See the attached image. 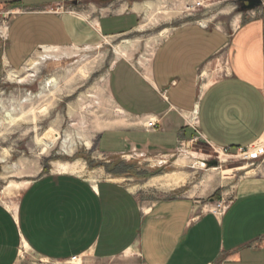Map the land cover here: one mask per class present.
<instances>
[{"label":"crops","instance_id":"0c3cea01","mask_svg":"<svg viewBox=\"0 0 264 264\" xmlns=\"http://www.w3.org/2000/svg\"><path fill=\"white\" fill-rule=\"evenodd\" d=\"M144 7L139 0H0V12L12 13L0 60L19 71L44 47L128 36L139 30ZM107 91L130 122L99 137L108 164L169 162L199 135L232 153L264 148V16L248 11L226 30L180 25L151 59L119 58ZM247 166L254 174L236 171L243 174L222 217L209 212L216 200L144 203L122 177L43 175L16 202H0V264H264V158Z\"/></svg>","mask_w":264,"mask_h":264},{"label":"rangeland","instance_id":"374dc122","mask_svg":"<svg viewBox=\"0 0 264 264\" xmlns=\"http://www.w3.org/2000/svg\"><path fill=\"white\" fill-rule=\"evenodd\" d=\"M139 1L149 8L144 7L141 26L133 34L84 47L54 48L55 52L40 49L19 71L0 60V202H16L29 182L57 171L89 180L122 177L144 203L186 196L203 198L201 201L209 204L222 195L233 196L243 174L236 171H249L247 165L257 162L220 158L202 140L181 144L169 162L157 158L126 163L117 159L108 164L110 160L99 153L97 144L102 133L130 124L107 91L111 67L119 58L147 61L180 25L202 21L232 29L248 12L242 0ZM198 3L202 6L197 7ZM67 9L75 10L72 6ZM76 11L83 13L86 9ZM250 15L264 16V6L250 11ZM10 19L0 16V27ZM48 80H55L58 86L43 90L41 99L25 101L40 93ZM214 160L218 167L208 165ZM198 162L205 165L203 170L192 169ZM62 166L67 170H56Z\"/></svg>","mask_w":264,"mask_h":264},{"label":"built area","instance_id":"2783aa9c","mask_svg":"<svg viewBox=\"0 0 264 264\" xmlns=\"http://www.w3.org/2000/svg\"><path fill=\"white\" fill-rule=\"evenodd\" d=\"M263 6H264V0ZM202 4L198 3L197 7H201ZM0 16H3L4 18L7 16H12L11 11H2L0 12ZM8 24H3L0 27V45L5 46L7 40H8ZM36 79V78H35ZM192 127L198 132V121H197V115H195L192 120ZM150 126H154V122L150 124ZM201 135L199 137L195 138L194 140H191L189 142H186L184 144H193L197 142L198 140H201ZM214 148V147H213ZM214 150L220 155V158H227V159H239L242 161H246L249 163H255L258 161L263 155H264V148H246V149H239L236 153H232L230 149L224 148V149H217L214 148ZM220 161L223 159H219ZM233 198L232 196H224L222 195L221 198L218 201H215L212 208L210 209V213L213 214L216 217H222L230 208L232 205ZM71 264H79V260L77 258H73L70 262Z\"/></svg>","mask_w":264,"mask_h":264},{"label":"bare ground","instance_id":"6f19581e","mask_svg":"<svg viewBox=\"0 0 264 264\" xmlns=\"http://www.w3.org/2000/svg\"><path fill=\"white\" fill-rule=\"evenodd\" d=\"M238 23V21L236 22V24ZM164 33V32H163ZM46 52H51V51H56V49H54V48H50V47H44L43 48ZM53 56V55H52ZM54 57V56H53ZM45 58H47V57H45ZM48 58H50V57H48ZM55 59H56V57H55ZM59 59V58H58ZM30 76V75H29ZM12 78L13 79H18V77L17 76H14V75H12ZM21 82H23V80H19V83H21ZM45 85H44V87L42 88V90H41V92L40 93H38V94H36V95H31L30 96V98H28L27 100H25V101H32L33 99H41L43 96H44V92H43V90H46V89H48V88H50V87H56V86H58L57 85V82L55 81V80H48L46 83H44ZM56 89V88H55ZM71 150V149H70ZM205 168V165L203 164V163H201V162H198V163H196L195 164V167L194 168H192V169H195V170H203ZM223 170V169H222ZM236 170V169H235ZM211 172L212 171H217V169H211L210 170ZM223 173V172H222ZM224 174V173H223ZM227 174V173H226ZM254 174V171H247V175H253ZM157 182V181H156Z\"/></svg>","mask_w":264,"mask_h":264},{"label":"water","instance_id":"95a60500","mask_svg":"<svg viewBox=\"0 0 264 264\" xmlns=\"http://www.w3.org/2000/svg\"><path fill=\"white\" fill-rule=\"evenodd\" d=\"M243 3H245L244 11H255L259 8L263 7V1L262 0H242ZM208 165L210 167H218L219 163L218 161L214 160L211 162H208Z\"/></svg>","mask_w":264,"mask_h":264}]
</instances>
